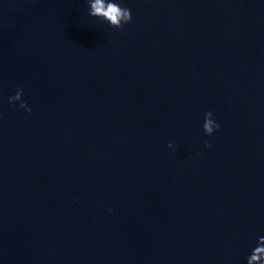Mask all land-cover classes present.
I'll return each instance as SVG.
<instances>
[{"label": "water", "instance_id": "95a60500", "mask_svg": "<svg viewBox=\"0 0 264 264\" xmlns=\"http://www.w3.org/2000/svg\"><path fill=\"white\" fill-rule=\"evenodd\" d=\"M113 2L0 0V264H247L264 0Z\"/></svg>", "mask_w": 264, "mask_h": 264}, {"label": "clouds", "instance_id": "9594fccd", "mask_svg": "<svg viewBox=\"0 0 264 264\" xmlns=\"http://www.w3.org/2000/svg\"><path fill=\"white\" fill-rule=\"evenodd\" d=\"M90 5L89 14L99 18L102 22L106 21L111 27L120 28L123 24L129 23L132 19L131 10L126 7H121L119 3L113 0H88ZM22 89H17L15 95L9 97V102L21 101ZM19 107L30 111L25 102L21 101ZM213 113L208 110L204 113L203 131L205 135H210L220 125L212 119ZM209 142L205 141V147H208ZM168 147H172L169 143ZM109 211H112L109 209ZM247 264H264V236L258 237L257 246L254 247L247 256Z\"/></svg>", "mask_w": 264, "mask_h": 264}]
</instances>
